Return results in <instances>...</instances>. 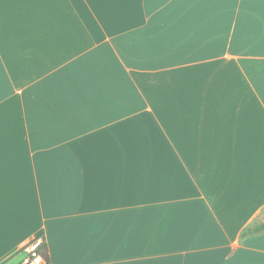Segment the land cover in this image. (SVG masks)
Wrapping results in <instances>:
<instances>
[{
	"label": "crops",
	"instance_id": "0c3cea01",
	"mask_svg": "<svg viewBox=\"0 0 264 264\" xmlns=\"http://www.w3.org/2000/svg\"><path fill=\"white\" fill-rule=\"evenodd\" d=\"M264 0H0V264H264Z\"/></svg>",
	"mask_w": 264,
	"mask_h": 264
},
{
	"label": "built area",
	"instance_id": "2783aa9c",
	"mask_svg": "<svg viewBox=\"0 0 264 264\" xmlns=\"http://www.w3.org/2000/svg\"><path fill=\"white\" fill-rule=\"evenodd\" d=\"M43 243L42 237H36L30 240L26 245V257L20 264H46L39 250Z\"/></svg>",
	"mask_w": 264,
	"mask_h": 264
},
{
	"label": "trees",
	"instance_id": "16d2710c",
	"mask_svg": "<svg viewBox=\"0 0 264 264\" xmlns=\"http://www.w3.org/2000/svg\"><path fill=\"white\" fill-rule=\"evenodd\" d=\"M262 234L264 233V223H255L252 225L247 226L246 228H244V230L241 233L240 236V240H242L244 237L248 236V235H254V234ZM43 239V244L40 247V255L43 257V259L46 261V264H49V256H48V247L47 244L45 242V239L42 237Z\"/></svg>",
	"mask_w": 264,
	"mask_h": 264
}]
</instances>
